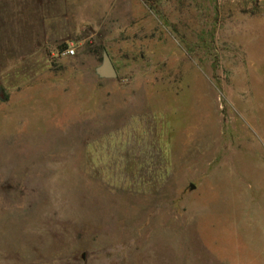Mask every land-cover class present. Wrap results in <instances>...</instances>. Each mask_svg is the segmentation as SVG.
I'll return each instance as SVG.
<instances>
[{
	"label": "rangeland",
	"instance_id": "1",
	"mask_svg": "<svg viewBox=\"0 0 264 264\" xmlns=\"http://www.w3.org/2000/svg\"><path fill=\"white\" fill-rule=\"evenodd\" d=\"M43 4L45 49L0 80V264H220L199 221L244 253L264 214V0Z\"/></svg>",
	"mask_w": 264,
	"mask_h": 264
},
{
	"label": "crops",
	"instance_id": "2",
	"mask_svg": "<svg viewBox=\"0 0 264 264\" xmlns=\"http://www.w3.org/2000/svg\"><path fill=\"white\" fill-rule=\"evenodd\" d=\"M46 26L43 0H0V80L45 49ZM248 204L247 202L245 207ZM253 204L262 206L264 201L258 200ZM248 211L247 209L246 212ZM247 219L252 223L254 233L246 235L247 247L244 253L238 249L235 252L230 251L229 245H226L227 241H223L220 247L211 248L199 221L201 240L210 248L220 264H264V214L248 213ZM222 233L221 237L232 235Z\"/></svg>",
	"mask_w": 264,
	"mask_h": 264
},
{
	"label": "water",
	"instance_id": "3",
	"mask_svg": "<svg viewBox=\"0 0 264 264\" xmlns=\"http://www.w3.org/2000/svg\"><path fill=\"white\" fill-rule=\"evenodd\" d=\"M97 74L102 79H113L117 77V71L107 53L104 54L103 63L97 69ZM1 93L2 92L0 90V98L3 99Z\"/></svg>",
	"mask_w": 264,
	"mask_h": 264
},
{
	"label": "built area",
	"instance_id": "4",
	"mask_svg": "<svg viewBox=\"0 0 264 264\" xmlns=\"http://www.w3.org/2000/svg\"><path fill=\"white\" fill-rule=\"evenodd\" d=\"M64 55L67 57H74L76 55V51H75V49L70 48V49L65 51Z\"/></svg>",
	"mask_w": 264,
	"mask_h": 264
}]
</instances>
